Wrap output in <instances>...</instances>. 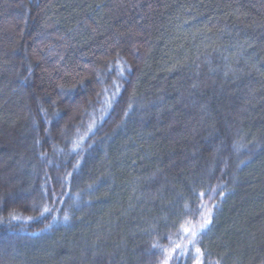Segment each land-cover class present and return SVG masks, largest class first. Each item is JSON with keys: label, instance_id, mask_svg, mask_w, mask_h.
Instances as JSON below:
<instances>
[{"label": "trees", "instance_id": "obj_1", "mask_svg": "<svg viewBox=\"0 0 264 264\" xmlns=\"http://www.w3.org/2000/svg\"><path fill=\"white\" fill-rule=\"evenodd\" d=\"M177 244L264 264V0H0V264Z\"/></svg>", "mask_w": 264, "mask_h": 264}, {"label": "snow or ice", "instance_id": "obj_2", "mask_svg": "<svg viewBox=\"0 0 264 264\" xmlns=\"http://www.w3.org/2000/svg\"><path fill=\"white\" fill-rule=\"evenodd\" d=\"M203 195V194H201ZM44 211H50V209L45 208ZM16 218V217H13ZM31 219V218H29ZM65 219H67V215L65 216ZM210 218L209 219H205L204 222L202 224L199 225V229L198 230H191V229H181V231L185 234V235H190L191 237H193L192 240L189 241V243L192 245V247L194 248V252L197 256L202 255V253L200 252V249L195 248V237L202 233L204 231V229H206L207 225L210 223ZM173 243H175L173 241ZM155 247V246H154ZM188 245L185 244L183 246L177 244L171 251L165 250V249H161L162 251H166L167 252V257L165 259V261L163 262V264H169V261L172 259H180L181 257L185 256L186 251H187Z\"/></svg>", "mask_w": 264, "mask_h": 264}]
</instances>
